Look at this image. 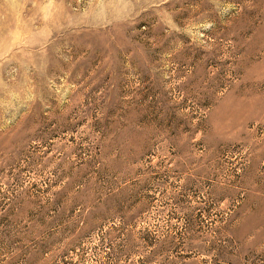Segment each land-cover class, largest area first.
Here are the masks:
<instances>
[{
  "label": "rangeland",
  "instance_id": "obj_1",
  "mask_svg": "<svg viewBox=\"0 0 264 264\" xmlns=\"http://www.w3.org/2000/svg\"><path fill=\"white\" fill-rule=\"evenodd\" d=\"M0 264H264V0H0Z\"/></svg>",
  "mask_w": 264,
  "mask_h": 264
}]
</instances>
